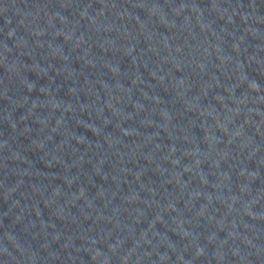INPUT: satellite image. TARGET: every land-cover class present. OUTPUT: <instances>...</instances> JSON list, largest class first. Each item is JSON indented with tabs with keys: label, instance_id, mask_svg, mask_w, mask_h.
Returning <instances> with one entry per match:
<instances>
[{
	"label": "water",
	"instance_id": "1",
	"mask_svg": "<svg viewBox=\"0 0 264 264\" xmlns=\"http://www.w3.org/2000/svg\"><path fill=\"white\" fill-rule=\"evenodd\" d=\"M0 264H264V0H0Z\"/></svg>",
	"mask_w": 264,
	"mask_h": 264
}]
</instances>
